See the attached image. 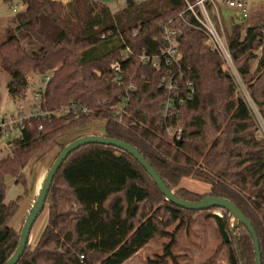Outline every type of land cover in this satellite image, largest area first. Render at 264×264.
<instances>
[{
  "label": "trees",
  "instance_id": "16d2710c",
  "mask_svg": "<svg viewBox=\"0 0 264 264\" xmlns=\"http://www.w3.org/2000/svg\"><path fill=\"white\" fill-rule=\"evenodd\" d=\"M3 1H19L26 7L12 18L8 37L0 43L3 67L10 74V96L24 97L28 76L37 73L50 76L43 108L60 113L69 104L80 103L90 113L30 120L11 143L12 153L0 159V264L14 255L22 234L11 226L20 200L6 201V177L17 178L35 156L57 145L55 161L69 143L97 135L72 133L99 120L105 121L102 136L139 150L179 198L193 202L216 195L235 203L258 233L264 264V136L241 86L230 71L220 70V55L207 35L192 26L195 21L185 11L186 0H126L125 8L117 12L92 0ZM206 5L216 18L218 4L207 1ZM170 21L180 28L182 62L185 68L191 67L190 79L199 84L204 58L213 61L212 84L199 86L179 119L172 121L182 128L180 146L160 124L165 100L160 87L163 71L140 65L134 56L122 60L127 47L135 53L158 52L163 44L162 27ZM242 26L232 16L227 40L242 84L264 120V47L261 52L251 48L238 56L246 45L241 41ZM253 28L264 36V22ZM104 34L106 39H102ZM114 62L125 68L126 83L137 85L122 121L116 107L125 88L113 83ZM185 178L209 185V193L201 195L182 187ZM46 205L49 218L40 240L32 247L29 239L17 264H124L163 236L170 239L163 255L146 264H181L174 253L178 232L195 213L168 201L128 152L98 143L78 148L65 160ZM203 211H211L228 249L229 264H257L246 226L239 224L234 236L230 212L220 207ZM175 222L177 228L169 232L167 228Z\"/></svg>",
  "mask_w": 264,
  "mask_h": 264
},
{
  "label": "rangeland",
  "instance_id": "374dc122",
  "mask_svg": "<svg viewBox=\"0 0 264 264\" xmlns=\"http://www.w3.org/2000/svg\"><path fill=\"white\" fill-rule=\"evenodd\" d=\"M67 3L69 0H62ZM100 3L106 4L112 12H117L126 6V0H98ZM216 18H213L218 30L224 32L228 30L229 21L232 16H237L243 26L241 29V41L246 42L243 50L238 53V56L243 55L245 51L254 49L256 52H261L264 47V36L261 33H254V26L263 24L264 22V1L263 0H248L249 15L243 19L240 11L231 8L226 1L215 0ZM13 5V8H11ZM26 7L23 3L15 1L12 4H7L0 0V43L6 40L7 32L12 26L11 20L16 14ZM245 21V22H244ZM14 33V31H13ZM227 38V35H226ZM242 42H239L242 43ZM238 44V43H237ZM235 44L233 47H235ZM222 62V61H221ZM256 66V61L253 62ZM213 61L209 58H204L202 67L199 73V86L205 88L212 84L213 76ZM222 71L227 70L226 64L222 62ZM10 81V74L3 67V57L0 53V117H9L17 115L20 111V106L28 110L34 103V95L40 91L45 85V76L37 73H32L28 76V86L26 94L22 98H13L10 96L7 85ZM105 132V121H96L87 127L77 130L72 133V136L78 134L96 133L101 135ZM20 132H12L9 136L0 135V159L12 153V147L9 142H13L20 137ZM59 147L54 145L44 150L35 156L31 162L22 169L17 178L6 177L7 199L6 201L20 200V208L11 221V226L17 230H22L24 223L28 217L32 205L37 200L45 178L54 163V156L58 152ZM20 177V178H19ZM18 182L16 179H18ZM19 183V184H18ZM192 192L205 195L209 193L210 186L192 178H185L180 184ZM211 211H202L191 213L190 221L184 223L180 228L177 236V245L174 248V253L180 256L181 264H229L228 249L222 242L215 220L210 216ZM49 207L46 205L44 211L39 216L35 223L31 236L30 245L35 247L40 240V237L48 223ZM178 222L173 223L167 229L173 232ZM236 230V229H235ZM236 234V231H234ZM236 236V235H235ZM170 241L169 237L163 236L152 240L147 246L142 248L137 254L127 260L124 264H146L150 259H158L163 255L165 245ZM167 264H173L169 261Z\"/></svg>",
  "mask_w": 264,
  "mask_h": 264
},
{
  "label": "built area",
  "instance_id": "2783aa9c",
  "mask_svg": "<svg viewBox=\"0 0 264 264\" xmlns=\"http://www.w3.org/2000/svg\"><path fill=\"white\" fill-rule=\"evenodd\" d=\"M93 2H99L98 0H92ZM139 2L140 0H136ZM215 0H196L195 3H191L186 0L187 9L186 12L191 14L194 19L192 26L201 30L208 37V41L211 46L218 52L222 62L226 64L227 70L231 72L233 78L241 86L246 99L250 102L251 107L258 120L261 133L264 136V120L258 112L257 108L251 102V98L242 84L239 73L236 69L234 59L231 53V49L224 32L218 30L212 15L207 8L206 2ZM227 5L231 8L238 9L243 19H246L249 15L248 0H225ZM13 8V5H11ZM179 16H183L180 13ZM172 21V20H171ZM169 24L162 27L163 29V44L160 50L156 53H149L147 50H143L141 53H135L129 47L123 53L122 60H127L131 56L136 57L139 60L140 65L151 66L156 70H162V76L160 78V87L165 92V100L161 104L159 118L160 124L165 127V131L171 141L176 143L182 140V128L175 127L172 123L173 120L179 119L184 106L192 100L200 87L198 81L190 79L188 74L191 71V67L185 68L182 62V52L180 50V28H176ZM102 39H106V34L102 35ZM113 83L116 86H123L125 89L124 95L121 97L119 104L117 105L118 120L122 121L123 115L127 105L131 101L132 93L137 90V85L133 82L127 84L125 80V68L119 62L112 64ZM50 79V76L45 77V85L34 95V103L26 110L23 105L20 106V111L17 115L9 117H0V135L9 136L12 132L19 131L21 133L25 124L32 119L42 121L43 119L51 120L54 115H67L68 113H74L75 115H88L90 109L80 103H71L63 108L60 113L50 111L42 107L43 95L46 85ZM43 125L40 124L38 129H42Z\"/></svg>",
  "mask_w": 264,
  "mask_h": 264
},
{
  "label": "water",
  "instance_id": "95a60500",
  "mask_svg": "<svg viewBox=\"0 0 264 264\" xmlns=\"http://www.w3.org/2000/svg\"><path fill=\"white\" fill-rule=\"evenodd\" d=\"M91 143L112 145V146H115L117 148H120L128 152L136 160H138L139 163L147 170L149 175L153 178L154 182L158 186L159 190L166 197V199L183 209L199 212V211L208 210V209L215 208V207H220L230 212L234 218V221L231 224V231L233 235L235 236L234 231L239 224H243L244 226H246V228L250 232L252 239H253L257 264H262L261 245H260L258 233L253 227L252 223L247 218V216L243 213V211L235 203H233L232 201L226 198H222L216 195H207L203 197L201 200L193 201V202L179 198L167 186V184L164 182V180L159 175V173L149 163V161L139 152V150H137L134 146H132L131 144L125 141L115 139V138H109L107 136H102V135H88V136L78 138L74 140L73 142L69 143L60 152L57 159L54 161L53 165L48 171V174L45 178L44 184L41 188V191H40V194L37 200L31 207V210L22 228L21 239L18 244V247L14 255L6 262V264H17L20 258L22 257V255L24 254V251L27 247L28 241L31 236L33 226L35 225L37 219L39 218V216L42 214V212L45 209L46 200H47L49 191L53 185V180L55 176L57 175L58 171L60 170V168L63 166V163L65 162V160L71 155L73 151L77 150L78 148L84 145L91 144ZM181 143H182V140L176 142L175 144L177 146H180ZM9 144H11V142H9ZM236 243L238 246L237 241Z\"/></svg>",
  "mask_w": 264,
  "mask_h": 264
},
{
  "label": "crops",
  "instance_id": "0c3cea01",
  "mask_svg": "<svg viewBox=\"0 0 264 264\" xmlns=\"http://www.w3.org/2000/svg\"><path fill=\"white\" fill-rule=\"evenodd\" d=\"M223 1H225V0H223Z\"/></svg>",
  "mask_w": 264,
  "mask_h": 264
}]
</instances>
